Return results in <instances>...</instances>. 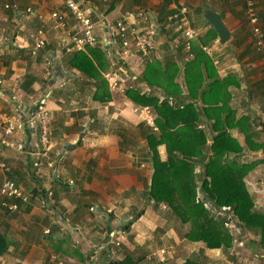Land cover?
I'll list each match as a JSON object with an SVG mask.
<instances>
[{"label":"crops","instance_id":"obj_1","mask_svg":"<svg viewBox=\"0 0 264 264\" xmlns=\"http://www.w3.org/2000/svg\"><path fill=\"white\" fill-rule=\"evenodd\" d=\"M81 1L88 8H97L94 13L103 14L109 21L140 10L153 13L147 20L135 17L129 23L134 29L149 31V47L156 50L146 63L158 61L167 70L155 68L154 72L165 76V83L174 79L184 103L193 104L197 110L201 108L203 114L209 108L212 118L202 115V124L197 128L211 127L225 110L234 112L235 119H248L245 133L253 137L249 139L250 149L263 153L260 131L264 126V67L254 49L246 0ZM7 4L17 6L18 14L6 9ZM257 5L264 24V0H257ZM28 6L40 12L58 10L71 15L62 0H0V109L30 119L36 104L45 100L52 115L50 159L55 167L48 166L46 156L37 155L41 152L40 134L35 130L25 129L29 144L26 151L4 149L3 158L9 169H0V186L8 176L26 192L36 189L42 195L21 202L19 210L10 211L2 206L0 194V264H58L55 255L69 264H120L126 259L132 264H184L188 260L199 264H237L233 251L187 240V225L178 222L168 227L169 217L174 215L171 209L160 216L157 226L152 227V220L145 223L151 214L158 217L156 212L166 209L164 203L157 205L151 201L144 214L138 216L145 205L142 199L150 177L144 172L146 162L139 161L128 146L134 137L122 130L120 122L129 121L130 126H136L144 124L143 117L127 97L110 95L104 102L94 99L95 83L69 65L74 53L67 56L65 65L61 64L58 38L50 22L44 25L49 44L35 58V64L19 67L18 57H9L14 47L11 41L27 38L26 33L43 26L38 20L24 21L22 13ZM183 7L188 12L180 17H186V21L176 18ZM208 9L222 14L231 31L227 43H219L218 34L206 22ZM187 30L195 32L190 48ZM92 49L104 54L107 66L110 62L112 66L115 62L122 64L120 57L109 56L103 45ZM88 51L90 48L85 52ZM137 52L138 58L133 53L127 59L126 68L140 77L146 68L133 63L146 59L150 53L148 47L145 53ZM93 60L97 63L96 58ZM105 71L101 70L102 75ZM216 75L229 80L227 90L223 85L222 91L211 90V77ZM71 76L77 79L72 81ZM155 90L162 88L156 86ZM226 91L231 94L229 100ZM159 93L166 96L165 92ZM13 96L18 100H13ZM186 125L185 139L197 138L192 134L194 126ZM240 131L232 128L229 133L245 151L246 134ZM93 207L95 211L91 210ZM47 230L50 232L46 233ZM247 260V264H264V251H253Z\"/></svg>","mask_w":264,"mask_h":264},{"label":"trees","instance_id":"obj_2","mask_svg":"<svg viewBox=\"0 0 264 264\" xmlns=\"http://www.w3.org/2000/svg\"><path fill=\"white\" fill-rule=\"evenodd\" d=\"M214 33L216 34L215 31ZM90 52L80 51L74 53V55L69 58V65L79 69L95 83L97 86V91L94 95L95 100L107 101L110 99L109 86L101 72V70L105 71L107 69L106 61L103 58L104 54L100 50L92 48H90ZM93 58L97 59V63H95L96 61L94 62ZM155 68L158 71L165 70L161 68L160 62L149 61L141 79L144 78V80L149 81L148 85L150 86H158L164 89L166 93V99L161 101L160 97L155 98L150 97V95H140V93L136 91H128V97L134 100L136 103L142 105H152V103L156 101L163 106H175L177 112L173 114V123L174 125L179 124L180 122L182 124L179 133L182 135L181 141L184 143L191 141L185 139L186 131L183 129L185 126L187 128L186 124H188L190 126H194V131L192 134L197 136V138H192V140H195V142L199 144L201 141H203L202 145L204 146L207 136L204 130L197 128V124L201 122V116L204 114L209 116V120L212 118L209 108L207 109L208 111L205 110L203 114L201 108H198L197 110L196 107L191 103L185 105L181 89V94L173 92L171 89L169 90V85L174 84L173 82H175L174 79L170 84L168 82H166L168 83L166 84L164 81L165 76L162 77L161 73L156 74L154 72ZM211 81V90H217L218 92L222 91V85L227 90L230 84L229 80H226V78L221 79L218 75L211 77ZM172 94L178 96H169ZM230 95L231 94L226 91V97L228 100V96ZM170 97L175 99L173 104L170 103L168 99ZM224 98L225 96H221V99ZM151 99L154 100V102L151 101ZM234 114V112L230 113L225 110L223 115L220 114V116L216 117V121L211 123V129L216 132L212 137V144H214V147L217 145L214 150L215 154L219 157L218 162L220 164L218 166H214V162H212L213 158H210L211 162L208 164L206 163L207 156L203 155L202 152H199L201 154H194L193 150H187L186 148L183 150L184 156L182 155V158H185V160L182 159V161L190 162L194 160L195 164L200 163L206 167L204 170L198 173L200 177L204 178V184L202 185L204 199L210 200V204L212 206L214 205L213 207H215L217 210L219 209V211L223 206L230 207V210L238 216V220L242 228L255 230L261 234V245L264 246V212L253 210L254 201L248 189L246 188L244 181V178L249 174L250 170L255 168L256 164H241L230 161L229 158L232 153L240 155L243 151L240 142L237 140V138L232 137V135L229 133V130L232 128H238L245 133V124L248 121L246 117L235 119ZM147 133L148 131L145 133V135ZM245 136L246 142L250 148L249 139H253V137L249 134H246ZM80 143L81 141L76 145H80ZM263 145L264 144H261V148H264ZM210 146L211 145H208L207 148L205 147V151H208ZM145 154L146 158L150 160L152 157L150 152H146ZM224 156L225 163H222L221 159ZM195 157H198V160L193 159ZM237 157L238 156H235L236 159ZM236 159L233 160L236 161ZM187 170V168H170L162 171L159 165L155 163L154 173L152 174V189L149 190L150 185L149 182H147L146 198L149 194H151L150 200L157 205L164 202H169L174 214L179 216V218L184 223L191 224V230L187 235L189 240L203 241L209 248L230 247L233 243V238L230 236L227 230L224 229L225 222L229 221L230 219H227V217L224 215L223 217L215 216L213 213L214 211L205 207L203 202L197 201L194 176H190L187 173ZM177 181L182 187L181 191H179L180 195L174 188ZM30 193L33 195V197L42 195V191H36V189H33ZM127 263H130V259H126L120 264ZM184 264L199 263L188 260Z\"/></svg>","mask_w":264,"mask_h":264},{"label":"built area","instance_id":"obj_3","mask_svg":"<svg viewBox=\"0 0 264 264\" xmlns=\"http://www.w3.org/2000/svg\"><path fill=\"white\" fill-rule=\"evenodd\" d=\"M70 11V16L55 10L48 14L40 12L33 7H28L25 11L27 20L38 19L43 23L50 22L52 30L58 38L59 52L66 51L67 53H76L86 51L89 48H94L103 45L107 49V54L113 56L115 53L120 57L122 64H115L110 70L104 73V77L108 81L109 89L112 93H126L129 89H135L138 82V75H132L127 70V59L133 55L134 50L147 52L148 47V32L143 29H134L131 27L130 20L135 17L147 20L149 15L153 16L149 10H140L138 13H128L123 15L115 25H111L104 18L103 14L94 13L97 8H88L84 1L81 0H62ZM108 2L110 0H103ZM7 8H12L9 4ZM14 9L16 7L14 6ZM188 12L187 7H183L176 18L186 21ZM247 15L251 26L253 44L255 51L261 56L264 67V28L261 22L260 13L258 10L257 0H247ZM180 17V18H179ZM74 21V24L72 23ZM100 28V31L98 29ZM195 32L187 30L185 32L187 39V47L190 48V41L194 38ZM31 39H18L13 41V45L19 48L30 49V54L37 57L41 50L48 45V37L43 29L31 33ZM32 41V42H31ZM1 83V80H0ZM148 90V88H147ZM146 91H143L145 93ZM47 95L46 97H48ZM17 97L13 96V100ZM18 100V99H17ZM142 111L146 114L144 120L149 124H154V115L150 107H142ZM32 117L28 119L22 115L9 114L0 109V169L7 171L8 164L3 158L5 148L12 149L18 152L26 151L28 147L25 129L35 130L40 134V144L38 156H46L48 158V166L54 168L55 162L50 159L51 151V133L49 130L52 115L46 107L45 100H40L36 104V109L32 112ZM35 134V133H33ZM36 165H40L37 162ZM0 194L3 197L2 206L10 211L19 210L21 202H28L33 197L31 193L19 185L12 178L5 176L0 186ZM165 207V206H164ZM229 208L230 207H224ZM91 210L95 211L93 207ZM229 221H226V225ZM50 231L47 230L46 233ZM58 264H69L68 261L59 256H54Z\"/></svg>","mask_w":264,"mask_h":264},{"label":"rangeland","instance_id":"obj_4","mask_svg":"<svg viewBox=\"0 0 264 264\" xmlns=\"http://www.w3.org/2000/svg\"><path fill=\"white\" fill-rule=\"evenodd\" d=\"M109 23L111 25H115L117 23V20L116 21H109ZM263 27H264V24H263ZM13 29H15V28L13 27ZM26 35L28 37L29 34L26 33ZM148 49H149V53H150L149 56L146 59L144 57V59L140 62H136L137 64L133 63L134 66H141L142 69L144 67L146 68L147 59L156 50L153 47H149V44H148ZM137 53L138 52L136 50H134V56H136V58H138ZM70 54H72V53H70ZM70 54L64 50L60 51V55L62 56V58L60 59L61 64L63 63L62 65H65V63H67V59L69 58L67 56ZM8 55H9V57H11V56L18 57V59L20 60L19 65H18L19 67H23L24 65L26 66V63H28L26 68L27 67L30 68V66L32 64H35V62L37 60V59H35V57L30 55L28 52L21 50L20 48H17V47H13L11 52ZM109 59H112V58L109 57ZM111 68H112V63L110 62L109 65L107 66L106 71L110 70ZM133 73H135V72H133ZM140 74H141L140 78H142L144 73L142 75V73L140 72ZM63 75L66 76V73H64ZM59 78H61V77H59ZM76 79H77L76 77L71 76L72 81H74ZM141 80L143 83H146L147 85L149 84V81L144 80V78ZM173 83L174 84L169 85V90L171 89L173 92L180 93V88H179L178 84L175 82H173ZM148 86H150V85H148ZM152 87L156 89V86H152ZM152 87H151L152 90L150 92L152 94H150V97H155V98L160 97L162 94H160L159 92H165L164 89H162L161 91L155 90L156 92H153ZM88 89H91V87H88ZM139 90L143 91L144 87H139ZM109 94L113 98L119 97L118 95L113 94L110 91H109ZM151 101L154 102V100H152V99H151ZM100 102H104V101H100ZM186 104H188V103H185V105ZM152 106L154 109V113L156 115V122H157L156 126L157 125L159 126V127L157 126L158 129L156 131L153 130L154 127L152 129H149V126H147L146 123L145 124L139 123L136 126L135 125L130 126L129 121L120 122L121 123L120 125H122V130H124L126 133L131 134L134 137L132 142L128 143V146L134 151V156L139 157V161H145L146 162L144 172L149 174L150 179L152 178V174L154 173L155 163H157L159 165V167H160V169H162V171H164L166 169H170V168L171 169L187 168L188 169L187 173L190 176L191 175L194 176L197 201L203 202L205 207L214 211L213 213L215 214V216L223 217V215H224L227 217V219H230L228 225L224 224V229L227 230V232L233 238V243L230 247H221V250L223 249V251H233V255H234V253L237 254L236 261H235V262H237V264H241V263L247 264V262L249 261V260H247V258L250 256L251 253H253V251H264V246L261 245L262 237L259 236L258 232H256L255 230L249 229L250 230L249 231L246 228H242L240 226L238 216L236 214H234V212H232L231 210H228L229 208H224V207H228V206H223L219 211V209L217 210L215 207H213L214 205L212 206L210 204L211 203L210 200L204 199V193H203V189H202V185L204 184V178L200 177L198 175V173H200L206 167L204 165H201L200 163L195 164L194 160L190 161V162H183L182 161V159L185 160V158H182V155L184 156L183 150H184V148H186L187 150H189V149L193 150L194 154H201L199 152H202L203 155L207 156L206 163H208V164L211 162L210 158H213L212 162H214V166L215 167L218 166L220 164L218 162L219 157L215 154V150H214V148L217 145L214 147V144H212V137L214 136V134L216 132L213 131L211 129V127L202 128V130L205 131L206 136H207L206 142H204V146L202 145L203 141H201L200 144L196 143L195 140H191V141H188L187 143H184L181 141L182 135L179 134L181 127H182L181 122L179 124H176V125H174V123H173V114L175 112H177L176 107L175 106H163V105L157 103L156 101L154 103H152ZM169 107H171V108H169ZM200 124H201V122H199L197 124V126H199ZM147 131H148V133L145 135V133ZM240 132L243 133V131H240ZM260 134L262 136L263 144H264V130L263 129L260 131ZM240 135H242V134H240ZM208 145H211V146L209 147L208 151H205V147L207 148ZM241 146H242L243 151H244V147L242 144H241ZM246 146L248 148L246 147L245 151L244 152L242 151V153L240 155H236L235 153H232L229 156V158H230V161L241 163V164L242 163H245V164L255 163L256 164L255 168L250 170L249 174L244 178V181H245L246 188L248 189V191H249V193H250V195L254 201L253 210H258V211L264 212V150L260 151L263 153H259V151H254V150L252 151L249 148L247 143H246ZM263 147H264V145H263ZM146 152H150V155L153 157V162L146 158V154H145ZM178 155L181 157H179ZM235 156H238L237 159L235 158ZM260 158H263V159H260ZM193 159L198 160V157H195ZM233 159H236V161H234ZM221 161H222V163H225V156L221 159ZM152 164H154V167H152ZM192 168H193L194 172L192 171ZM146 179H148V177H146ZM152 183H153V178H152ZM146 184H147V180H146ZM145 187H146V185H145ZM174 188L178 194H179V191H181V189H182V187L179 185L178 181L176 182ZM146 201H147V198L145 196L142 199L143 204H145ZM164 204L166 205V209L160 210L161 212H159V211L156 212L158 217H154L151 214L150 219L147 218L145 220V223L148 222V224H149V221L152 220V222H153V224H151L152 227L157 226L160 216L164 212L169 211L170 209L172 210L171 204L169 202H167V203L164 202ZM174 215L169 217V220L167 222L168 227L173 226L174 224H177L179 222L180 225L181 224L183 226L187 225V227H188L187 231L189 233L191 230V227H192L191 224L190 223H184L179 218V216L176 215V217H174ZM153 218H155V219H153ZM144 226H145V224H144ZM182 229H183V227L181 226V231H182ZM188 233H187V235H188ZM187 240H189V239L187 238ZM189 241H191V240H189ZM192 242H195V241H192ZM205 246L208 247L206 243H205ZM164 252L165 251H163V253Z\"/></svg>","mask_w":264,"mask_h":264},{"label":"clouds","instance_id":"obj_5","mask_svg":"<svg viewBox=\"0 0 264 264\" xmlns=\"http://www.w3.org/2000/svg\"><path fill=\"white\" fill-rule=\"evenodd\" d=\"M64 3V2H63ZM246 3H247V0H246ZM65 4V3H64ZM8 5V4H7ZM10 5V4H9ZM12 8H10V9H12L16 14H18V9H17V6H16V9H14V7H13V5H10ZM28 7H30V6H28ZM27 7V8H28ZM5 8L6 9H8L9 10V8H7L6 6H5ZM26 8V9H27ZM34 8V7H33ZM26 11V10H25ZM25 11H24V13H22V16L24 17V21L25 22H29V21H32V20H38V19H31V20H27L26 18H25V16H24V14H25ZM51 12H53V11H51ZM45 13V12H44ZM46 14H48V13H46ZM38 21H40V20H38ZM41 22V21H40ZM41 23H43V22H41ZM47 23H49V22H47ZM47 23H43L42 25L43 26H41V27H39V28H37V29H35V30H33V31H29V35H28V37L27 38H23V39H25V40H30L31 39V33H33V32H35V31H37V30H40V29H43L44 31H45V33H46V35H47V28L44 26V25H46ZM51 30H52V25H51ZM53 31V30H52ZM47 37H48V35H47ZM16 38H18V37H16ZM48 41H49V38H48ZM32 42V41H31ZM11 44L13 45V41H11ZM48 44H49V42H48ZM48 46V45H47ZM14 47H17V46H14ZM17 48H19V47H17ZM47 48V47H46ZM45 48V49H46ZM188 48V47H187ZM20 49H26V48H20ZM44 50V49H43ZM27 51H28V53L30 54V49L28 48L27 49ZM42 51V50H41ZM40 51V52H41ZM115 54L116 53H114V56H115ZM31 55V54H30ZM117 55V54H116ZM39 56V55H38ZM37 56V57H38ZM118 56V55H117ZM36 57V58H37ZM112 57V56H111ZM116 57V56H115ZM113 60H114V58H113ZM117 63H119V62H115L113 65H115V64H117ZM108 71V70H107ZM107 71H105V72H107ZM132 75H134V74H132ZM103 77H104V74H103ZM104 79L106 80V78L104 77ZM107 81V80H106ZM108 82V81H107ZM109 86V85H108ZM136 88L135 89H129L128 91H136V92H138V93H140V95H150V94H152V93H150L151 92V87L150 86H148L146 83H143L142 82V80H141V78L138 76V82H136ZM139 87H144V90L143 91H146L145 93H143V91H140L139 90ZM109 88V87H108ZM147 88H148V90H147ZM109 91H110V89H109ZM127 91V92H128ZM111 92V91H110ZM127 92L126 93H113V94H116V95H118V96H122V97H127V98H129L128 97V95H127ZM149 92V93H148ZM112 93V92H111ZM130 99V98H129ZM160 99H161V101L162 100H165L166 99V97H165V95H161L160 96ZM169 99V101H170V103H174L175 102V99L174 98H172V97H170V98H168ZM130 100H132V99H130ZM132 102L134 103V104H136V106H135V111L136 112H138L142 117H143V123L145 124H147V126H149V128H153V130H157L158 129V127L156 126V115H155V113H154V109H153V106L152 105H142V104H138V103H136L134 100H132ZM146 106H148V107H150V109H151V112H152V114L154 115V124H149L146 120H144V117H145V113L142 111V107H146ZM144 115V116H143ZM95 122V121H94ZM201 124H202V121H201ZM200 124V125H201ZM264 127V126H263ZM199 128H201L202 129V127H199ZM204 128V127H203ZM264 129V128H263ZM150 161H151V158H150ZM148 198V197H147ZM150 202H151V200H150ZM164 206H165V208H166V205L164 204ZM225 224H226V222H225ZM56 256V255H55ZM55 260H56V258H54ZM65 260V259H64ZM57 261V260H56ZM67 261V260H66Z\"/></svg>","mask_w":264,"mask_h":264},{"label":"water","instance_id":"obj_6","mask_svg":"<svg viewBox=\"0 0 264 264\" xmlns=\"http://www.w3.org/2000/svg\"><path fill=\"white\" fill-rule=\"evenodd\" d=\"M205 19H206V22L218 34L219 43L225 44L231 39V31L229 30V28L225 24V22L223 20V16L221 13H219L213 9H208L205 11ZM113 52L115 53V49L113 50ZM115 56L117 58H119V56H117L116 54H115ZM151 161L153 162V157H151ZM152 167H154V164H152ZM149 185H150L149 190H151L152 189V187H151L152 186V178L149 181ZM150 197H151V194L148 195V198H147V201H146L144 207L142 208L141 212L138 214L139 217H141L144 214L146 207L150 203Z\"/></svg>","mask_w":264,"mask_h":264}]
</instances>
